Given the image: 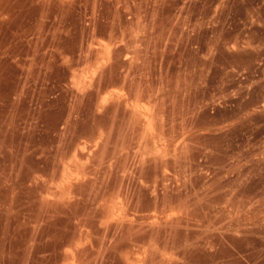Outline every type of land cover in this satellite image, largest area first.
<instances>
[{"label": "rangeland", "instance_id": "obj_1", "mask_svg": "<svg viewBox=\"0 0 264 264\" xmlns=\"http://www.w3.org/2000/svg\"><path fill=\"white\" fill-rule=\"evenodd\" d=\"M0 264H264V0H0Z\"/></svg>", "mask_w": 264, "mask_h": 264}]
</instances>
